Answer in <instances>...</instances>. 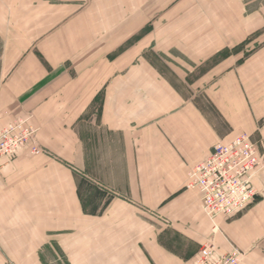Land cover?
Masks as SVG:
<instances>
[{
  "label": "crops",
  "instance_id": "obj_1",
  "mask_svg": "<svg viewBox=\"0 0 264 264\" xmlns=\"http://www.w3.org/2000/svg\"><path fill=\"white\" fill-rule=\"evenodd\" d=\"M51 8L0 0V131L19 118L38 130L0 160V264H191L205 246L262 244L264 206L213 222L188 186L213 147L264 143V45L243 57L264 0ZM150 54L175 58L182 83L219 60L186 95Z\"/></svg>",
  "mask_w": 264,
  "mask_h": 264
},
{
  "label": "built area",
  "instance_id": "obj_2",
  "mask_svg": "<svg viewBox=\"0 0 264 264\" xmlns=\"http://www.w3.org/2000/svg\"><path fill=\"white\" fill-rule=\"evenodd\" d=\"M38 130L27 118H19L0 131V160L13 158L34 144ZM33 153H39L33 147ZM261 167L258 146L249 135L213 147L209 157L189 172V188L200 192L203 210L211 221L226 220L253 205L259 197L254 179ZM1 177V165H0ZM191 264H248L239 249L218 256L205 246Z\"/></svg>",
  "mask_w": 264,
  "mask_h": 264
},
{
  "label": "rangeland",
  "instance_id": "obj_3",
  "mask_svg": "<svg viewBox=\"0 0 264 264\" xmlns=\"http://www.w3.org/2000/svg\"><path fill=\"white\" fill-rule=\"evenodd\" d=\"M37 2H42L45 3L47 6H53V8H51L52 11H56L57 14L59 13V9L61 8V6H65V5H80L83 4L86 0H36ZM38 12V11H37ZM41 16V15H40ZM42 27V26H41ZM40 27V28H41ZM40 28H37V31H39ZM45 31V29H40V32ZM247 36H252L250 37V40L247 41V47L244 48V53H243V57H247L249 55H251L253 52L257 51L258 49H260L263 45H264V27L261 29H253V31H251L249 34H247ZM254 41V44H249L251 43V41ZM151 59L162 69V71L165 72L166 75H168L173 83H175V85H177L181 91L186 94L189 95L190 93L195 92L196 94L201 91V90H191L189 88V83L191 84L192 82H194V80L198 79L199 77H201L203 75V73L211 66L213 65L216 61L219 60V58L215 59L212 63H209L207 66H199V67H188L185 66L186 64L182 61L179 60L178 62L180 64H182L185 67L189 68V72L188 73V77H186V80H188V83H182L181 80H178V78H176L175 76H173L170 73V69L168 67V62L170 61H175V58H171V57H165L162 55H157V54H150ZM246 135V134H244ZM241 136V135H240ZM252 137V139L255 141V143L258 146V150H259V155H260V160H261V167L257 173V177H255V182H256V189L259 192V197L256 200V202L251 205L250 207H248L247 209H245L244 211H242L241 213H239L238 215H236L234 218L227 220L228 222H232L236 219H238L239 217H241L242 215L246 214L247 212H249L251 209L255 208L257 205L264 206V143L262 142V138L260 136V133H256L255 135H249ZM259 247V248H257ZM257 247L253 248V250L251 249L250 251H242L240 250L242 253L245 254V259L248 262L252 257V253H257L259 254L260 258H261V263L260 264H264V242L262 244H259ZM253 253V255H254Z\"/></svg>",
  "mask_w": 264,
  "mask_h": 264
}]
</instances>
